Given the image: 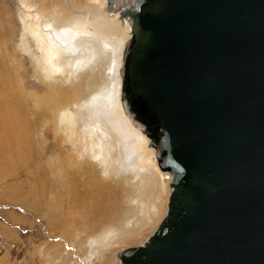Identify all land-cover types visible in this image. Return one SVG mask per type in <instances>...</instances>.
<instances>
[{
	"label": "water",
	"instance_id": "water-1",
	"mask_svg": "<svg viewBox=\"0 0 264 264\" xmlns=\"http://www.w3.org/2000/svg\"><path fill=\"white\" fill-rule=\"evenodd\" d=\"M120 12L135 28L122 99L174 175L166 217L121 264H264V0Z\"/></svg>",
	"mask_w": 264,
	"mask_h": 264
},
{
	"label": "rangeland",
	"instance_id": "rangeland-1",
	"mask_svg": "<svg viewBox=\"0 0 264 264\" xmlns=\"http://www.w3.org/2000/svg\"><path fill=\"white\" fill-rule=\"evenodd\" d=\"M67 1L86 9L74 12L66 0H0V264H114L120 251L150 235L162 219L157 217L160 206L167 203L162 175L163 202L150 199L142 174L134 173L135 159L142 154L123 163L126 139H119L110 125L119 117L108 102L115 80L112 57L120 52L119 45H114L116 50L106 47L108 36H95L87 19L103 29L110 28L111 19L102 3ZM53 7L68 11V18L74 14L84 19L82 30L91 35L77 41L80 48L88 44V49L72 55L52 43L57 67L50 72L31 28L42 26L38 35L48 46L49 29L44 26H59L48 15ZM79 54L83 62L76 60ZM54 92L61 97L57 101ZM96 97L106 103L97 116L115 136V162L105 163L99 154L97 139L102 133L91 125L95 115L91 101ZM8 110L16 116L9 118ZM15 118L20 124L13 127L11 138L2 136L13 130ZM121 165L127 170L125 182L119 175ZM149 170L146 166L142 172ZM128 195L139 196L143 214L130 220ZM138 218L144 222L134 229ZM109 227L119 229L115 242L105 247L94 244L91 249V241Z\"/></svg>",
	"mask_w": 264,
	"mask_h": 264
},
{
	"label": "bare ground",
	"instance_id": "bare-ground-1",
	"mask_svg": "<svg viewBox=\"0 0 264 264\" xmlns=\"http://www.w3.org/2000/svg\"><path fill=\"white\" fill-rule=\"evenodd\" d=\"M78 1H81V0H78ZM83 1L87 2V0H83ZM83 1H81V2H83ZM93 1L97 2V3H102L103 10L107 13V16L110 17V19H111V26H110V28L103 29L94 20H92V18L91 19L88 18L87 23H89V25H91L90 26L91 30L95 33L94 34L95 36H99V35L108 36L109 39H108V37H104L106 39L105 45H106V47L111 48V50H116V47H114L115 44L119 45V51L120 52L118 54H115V56L112 57V58H114V61H113L114 66H113V72L111 73V75H113V79H115V80L113 82V90H112L113 94L108 95V102L110 103V105H112L115 108L116 116H119L118 121L117 122H111L110 125L112 126V129L115 132H117V134L119 135V137H120L119 139H121V140L126 139V150H124V152H126V153L125 154L123 153V155H125L123 163L125 164L126 161H128L130 159V157H132L134 155L142 154V156H140V157H143V161L139 160L140 157L137 160L135 159L136 163L133 165V167H135V170L137 169L134 172V173H136V175L142 174L141 178L143 179L144 188H145L146 192L148 193L149 198L153 199L156 197L157 200H160L161 202H163L165 196H164L163 191H162L163 188H161L162 186H160L161 182H160L159 178L161 177V175L164 179L165 192L167 193V197H168V198L166 197V201H167V203L165 204L166 209L163 207L164 206L163 204L159 208V213H158L157 217L158 218L161 217L162 219L155 226V228L152 230L150 235L143 238L144 240H142V242H139L137 245L130 246V247H127L126 249H123L122 251H120L117 254V257L114 258V264H121L122 263L121 256H120L121 252L128 251L129 249H132V248L143 246L145 244V242L148 240V238L159 228L160 224L162 223V221L166 217V214L168 212L169 202H170V196L172 193L171 183L173 182L174 175L172 172L164 171L161 169V167H160V157H161L160 152L158 151V149L156 147L151 145L152 139L147 134L144 133L143 127L134 120V118L132 117V115L129 111L128 105L126 103H124L123 99H122V90H123L122 71L124 68V65H123L124 56L127 52L128 46L132 42V39L134 38V34H135V28H134V23H133L134 19L132 16H130L131 14L128 12H120L121 8L126 4L127 0H117L114 2H111L110 0H93ZM66 4H67L68 8L73 9V11L77 12V13L80 12V10L86 9L84 7L78 9L75 7V5L73 3H70L67 0H66ZM85 4H88V3H85ZM118 6H120V11L116 12V9ZM26 8L31 9V7L28 5H26ZM65 12L68 13V11H65L64 9L62 10V8H59V7H53V8L48 9L49 17H52V18L55 17V23L59 24L57 29L55 27V24L49 23V24H46L44 26L46 28L48 27V29H49L48 30V46L44 43L43 40H41V37L38 35V33H39L38 29L42 26L37 25L36 27L31 28V34L33 35V37L35 38V40L38 44L43 64L45 65L46 69L50 72H53L54 69H56V67H57V63L54 60V55H53L51 47H50V45L52 43H55L57 50H59L60 52L62 51L64 53L66 52L69 55H72L74 53L81 51V49L83 47H84L83 51L85 49H88V47L86 46L88 44L82 45V47L80 48L81 44L77 43V41H79V40L84 41V40H82L84 38V36L88 37V35H91V33L82 30V27L84 26V22H85L84 19H80L77 17V15H74V14H72V16L70 18H68V14H66ZM65 16H66V18H65ZM58 42H59V44H58ZM76 57H77L76 60L81 61V62L84 61V58L81 57L80 54ZM69 64H71V63H69ZM82 67H84V65ZM112 96H114V97L112 98ZM60 98L61 97L58 93H55L53 96V99L55 101L59 100ZM101 98L102 97H96L91 101L93 110L95 112V115L91 116V118H92V120H91L92 124L91 125H95L98 130H101V133H102L100 138L97 140L101 141L100 143H98V146H99V154L102 156L103 162H105V163L107 161L115 162L114 161V155L118 150L116 145L114 144L115 136L112 133V131L109 130L108 127H106V128L104 127L105 125L100 120V117L98 118V116H97L98 114H101L105 111L104 107L106 106V103H102ZM53 104H55V103H53ZM8 111L12 115V117L8 116L9 118L12 119L14 116H16L15 114H13L12 111H10V110H8ZM60 111H62V110H60ZM121 115L124 116L125 119L120 118ZM103 116H105V115H103ZM11 119H9L8 121H10ZM16 124H20L19 118H15L14 125L12 126V128L15 127ZM17 127H19V125ZM103 127L105 128V130H103ZM14 130L15 129L13 128V130L11 132H2V136L5 135V137L11 138L12 133L15 132ZM21 131H23V130H21ZM123 145H124V143H122L120 145V148H122ZM144 161H146V162H144ZM146 166L150 168L148 173L146 172L147 174L142 172ZM120 167L123 171L122 172L120 171L119 175L121 176V180H123L125 182V180H126L125 175L127 174V170L125 169L126 168L125 165H121ZM106 171H109V170L107 169ZM129 181H130V179H129ZM138 199H139V196H130V195H128V198H126L128 205L131 206V211H132V215H133V216L129 217L128 220L133 219V217L136 214H139V215L142 214V211L139 210V205H141L142 203L139 204V202L137 201ZM132 203H136L135 206H132ZM146 207H148V206H146ZM130 214H131V212H130ZM144 214H145V212H144ZM161 215H163V217ZM136 221H137V223L135 225L131 226L134 229L137 228L136 226L138 224H139L138 227H141L140 224H143V222H144L140 218L136 219ZM126 225L129 226V225H131V223L128 222V223H126ZM104 230L105 231L103 232V234L101 236H98L97 238H94V240L91 241V244H90L91 249H94L93 248L94 246H92L94 244H101L100 246L104 245V247H105V245H108V244L115 242L114 239L116 238V236H118V234L116 232H118L119 229H116L114 227H111V228L109 227V228L104 229ZM137 231H138V229H137Z\"/></svg>",
	"mask_w": 264,
	"mask_h": 264
}]
</instances>
